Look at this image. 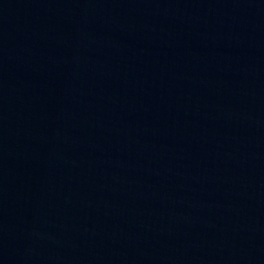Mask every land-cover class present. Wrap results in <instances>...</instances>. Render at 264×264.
<instances>
[{
  "label": "water",
  "instance_id": "water-1",
  "mask_svg": "<svg viewBox=\"0 0 264 264\" xmlns=\"http://www.w3.org/2000/svg\"><path fill=\"white\" fill-rule=\"evenodd\" d=\"M0 264H264V198L0 124Z\"/></svg>",
  "mask_w": 264,
  "mask_h": 264
}]
</instances>
